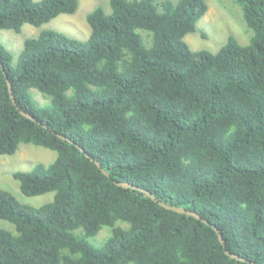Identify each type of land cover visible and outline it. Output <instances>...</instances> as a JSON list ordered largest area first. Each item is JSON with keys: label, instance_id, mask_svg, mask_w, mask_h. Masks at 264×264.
Returning a JSON list of instances; mask_svg holds the SVG:
<instances>
[{"label": "trees", "instance_id": "trees-1", "mask_svg": "<svg viewBox=\"0 0 264 264\" xmlns=\"http://www.w3.org/2000/svg\"><path fill=\"white\" fill-rule=\"evenodd\" d=\"M235 1L250 43L230 36L216 53L185 42L205 0H110V14L88 15L87 41L43 31L16 63L0 43V156L21 144L57 154L13 175L24 196L51 202L0 188V220L16 230H0V264H251L226 251L264 264V0ZM77 9L0 0V30ZM103 227L111 236L91 245Z\"/></svg>", "mask_w": 264, "mask_h": 264}, {"label": "rangeland", "instance_id": "rangeland-1", "mask_svg": "<svg viewBox=\"0 0 264 264\" xmlns=\"http://www.w3.org/2000/svg\"><path fill=\"white\" fill-rule=\"evenodd\" d=\"M165 0H157L162 2ZM177 2L178 0H170ZM208 5L206 15L196 26V32L185 37V42L193 51L218 52L233 36L241 45H248L252 32L247 28L242 8L235 0H205ZM97 8H101L106 14L111 13L110 0H78V9L74 14H62L49 23L40 27L25 24L20 34L11 30H0V43L13 55V62L16 63L19 53L27 39L37 38L43 31H57L68 37L87 41L91 35V28L87 22L88 15ZM143 39L146 32H140ZM147 45V41L144 39ZM35 101L39 105L48 102L42 95L32 90ZM57 157L54 151L34 146L32 144H21L18 151L12 156H0V188L11 192L17 200L26 205L40 207L53 200L54 193L36 197L24 196L19 188V183L14 179L16 172H29L40 163L51 164ZM127 227V224H121ZM16 233L15 226L8 221L0 220V230ZM111 228L103 227L94 238L88 242L95 246H101L111 236Z\"/></svg>", "mask_w": 264, "mask_h": 264}, {"label": "water", "instance_id": "water-1", "mask_svg": "<svg viewBox=\"0 0 264 264\" xmlns=\"http://www.w3.org/2000/svg\"><path fill=\"white\" fill-rule=\"evenodd\" d=\"M0 65H2L1 64V61H0ZM8 87H9V91H10V94H11V97H12V99H13V103L16 105V101H15V98H14V95H13V88H12V86H11V84L8 82ZM21 113L25 116V117H27V118H29V119H31V120H33V121H35L36 119L32 116V115H29V114H27L26 112H23V111H21ZM69 140V139H68ZM72 142V141H71ZM82 150V149H81ZM83 151V150H82ZM96 164H97V162L94 160V158L93 157H90ZM119 185L120 186H122V187H126V188H131V189H136V190H139V191H142V192H144L145 194H147L153 201H155V202H157V203H160L149 191H147V190H144V189H142V188H140V187H137V186H134L133 184H128V183H119ZM166 208L167 209H171V210H173V211H176V212H181V213H185V214H189V215H191V216H193L194 218H196V219H198V220H201V221H203V222H205V223H208V221L205 219V218H202V216H200L198 213H196V212H193V211H191V210H187V209H184V208H172V207H167L166 206ZM215 229H216V232L218 233V234H220V231H219V229L218 228H216L215 227ZM221 236V235H220ZM224 239H223V237L221 236V243L222 244H224ZM226 254L229 256V257H231L232 259H237V260H240V261H246V262H249V263H251V264H257V263H253V262H250V261H248V260H245L244 258H241L240 256H238V255H236V254H233V253H231V252H229V251H226Z\"/></svg>", "mask_w": 264, "mask_h": 264}]
</instances>
